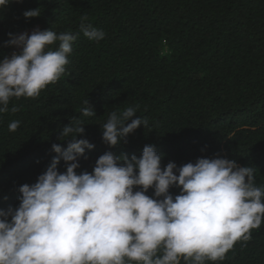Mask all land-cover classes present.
Listing matches in <instances>:
<instances>
[{
	"label": "trees",
	"instance_id": "16d2710c",
	"mask_svg": "<svg viewBox=\"0 0 264 264\" xmlns=\"http://www.w3.org/2000/svg\"><path fill=\"white\" fill-rule=\"evenodd\" d=\"M37 7L40 16H23ZM82 16L104 31L101 41L83 35ZM37 27L79 35L56 83L35 99L12 98L0 113V209L19 206V187L35 183L57 155L53 143L66 148L59 137L71 118L85 124L77 138L95 145L79 158L77 174L91 173L107 151L140 156L152 144L162 168L227 158L253 167L264 187V0H12L0 11V60L20 51L5 45L8 33ZM136 105L148 126L116 146L103 142L110 113ZM87 106L95 116H82ZM57 167L66 171L63 159ZM206 264H264V222L223 260Z\"/></svg>",
	"mask_w": 264,
	"mask_h": 264
},
{
	"label": "clouds",
	"instance_id": "9594fccd",
	"mask_svg": "<svg viewBox=\"0 0 264 264\" xmlns=\"http://www.w3.org/2000/svg\"><path fill=\"white\" fill-rule=\"evenodd\" d=\"M11 2L0 0V11ZM40 15V7L23 13ZM87 19L81 17L80 31L89 41H101L104 31ZM8 35L5 45L20 51L0 60V113L12 98L35 99L60 79L79 34L37 27ZM138 108L112 111L101 126L103 142L116 146L146 128L149 121L136 115ZM81 114L96 115L88 106ZM19 125L12 121L8 129L15 132ZM84 125L71 118L59 137L66 148L53 143L57 155L35 183L19 187V206L0 209V264H206L223 260L264 222V187L256 186L255 169L232 159L201 157L162 168V155L148 144L140 156L107 151L91 173L77 174L79 158L95 147L77 138ZM61 159L64 172L57 167ZM173 186L179 188L175 196Z\"/></svg>",
	"mask_w": 264,
	"mask_h": 264
}]
</instances>
